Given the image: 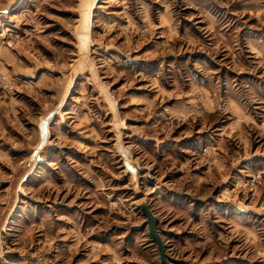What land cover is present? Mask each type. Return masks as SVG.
<instances>
[{
	"label": "rangeland",
	"instance_id": "374dc122",
	"mask_svg": "<svg viewBox=\"0 0 264 264\" xmlns=\"http://www.w3.org/2000/svg\"><path fill=\"white\" fill-rule=\"evenodd\" d=\"M264 264V0H0V264Z\"/></svg>",
	"mask_w": 264,
	"mask_h": 264
},
{
	"label": "water",
	"instance_id": "95a60500",
	"mask_svg": "<svg viewBox=\"0 0 264 264\" xmlns=\"http://www.w3.org/2000/svg\"><path fill=\"white\" fill-rule=\"evenodd\" d=\"M139 209L145 218L144 224L146 225L148 235L150 236L151 240L156 244L160 264H170L165 254L164 243L156 229V225L158 222L157 216L154 215L153 212L150 210L148 203L140 204Z\"/></svg>",
	"mask_w": 264,
	"mask_h": 264
}]
</instances>
